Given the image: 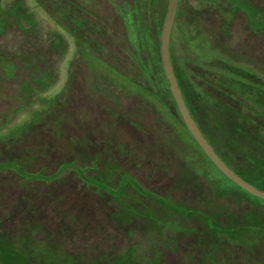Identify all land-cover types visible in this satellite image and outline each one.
<instances>
[{
	"label": "rangeland",
	"instance_id": "374dc122",
	"mask_svg": "<svg viewBox=\"0 0 264 264\" xmlns=\"http://www.w3.org/2000/svg\"><path fill=\"white\" fill-rule=\"evenodd\" d=\"M169 2L154 3L156 47ZM131 9L137 0H0V164L52 174L75 160L117 193L73 168L51 182L0 169V264H264L263 204L181 185L199 169L214 183L216 171L169 109L167 77L149 82ZM263 25L264 0H179L170 41L203 130L255 181L264 175ZM126 175L172 206L131 184L118 191Z\"/></svg>",
	"mask_w": 264,
	"mask_h": 264
},
{
	"label": "trees",
	"instance_id": "16d2710c",
	"mask_svg": "<svg viewBox=\"0 0 264 264\" xmlns=\"http://www.w3.org/2000/svg\"><path fill=\"white\" fill-rule=\"evenodd\" d=\"M156 0H137V9H131L130 10V17L131 19H133V23H134V28L136 29V35H137V41L139 43V49H138V54L140 57H142V53L145 50L146 53H144V55L146 56V58L152 61L151 67L149 68V82L153 85H155V87H157L159 84L162 83V85L165 86V83L161 82V79L164 80L167 83V79H166V75H165V71L163 68V61H162V53H161V43H159V46L156 47L155 46V40L154 38H152V34L149 31L150 29V21H151V16L153 15L154 12V3ZM240 8H244V7H240ZM245 9V8H244ZM249 20L253 21V14L251 11L246 10ZM132 15V16H131ZM155 15L153 17L154 20ZM130 19V20H131ZM129 20V21H130ZM264 26V25H263ZM162 29H160V33H162ZM149 42L154 43V51L152 50L153 45L151 46V44ZM151 48V49H150ZM170 58H171V63L172 66L174 68V72L176 75V79L178 82V86L181 90L182 96L184 98V101L190 111L191 116L193 117V119L195 120V122L197 123L198 127L200 128V130L202 131L205 139L212 145L213 149L215 150V152L218 154V156L222 159V161L230 168L232 169L238 176H240L245 182L251 184L252 186H254L255 188H257L260 191L264 192V175L258 176L256 178V181L253 179H250L246 176H244L243 174H241L239 171L236 170V168H234L232 165L229 164V162L226 161L225 158H223L222 154L220 153V151L215 147V145L212 143V141L209 139V137L207 136V134L205 133V131L203 130L198 118H197V109L195 108L196 106H194V104H192L183 87V82L186 81L188 83V80L190 82H192V79H189V76H187L189 74L188 70H184L182 69V76L180 77V75L178 74V72L175 69L173 60H172V45L170 42ZM184 80V81H183ZM158 81V82H157ZM159 83V84H158ZM156 90V89H155ZM166 94H167V105L169 107V109L171 110L172 114L174 115L175 119L180 121L182 126H184L187 130V126L184 123V121L181 118L180 112L178 110V106L177 103L172 95L171 90L168 88V86L166 87ZM42 130L48 131L49 129H47L46 126H41ZM41 141L45 140V136L41 137L40 139ZM194 140V138H193ZM194 142L197 144L198 148L202 151L203 155L207 158V160L210 162L211 166L215 169L216 171V175L214 177V183L212 178H208L207 176H202V172L201 169H199V171L194 172L195 176L194 179L190 180V179H186L185 181H189L190 183L188 185H186V182H182L181 185H184L185 187L188 186L190 188V191L193 193V195H198L201 196L202 198L206 199V196H210V191L209 190H217V191H227V190H240L241 192H243V195L251 202L253 203H258V204H263L264 205V199L256 197L252 194H250L247 190L241 188L240 186H238L237 184H235L231 179H229L222 171H220L218 169V167L207 157V155L204 153V151L201 149V147L198 145V143L194 140ZM44 144V143H43ZM235 145H237L235 143ZM238 146V145H237ZM89 152V151H88ZM36 160L39 158V156H41L42 154L36 153ZM100 156L103 157H114V159L118 158L116 156H112V155H107L105 156L103 153H99ZM147 155V154H146ZM45 156H47V154H45ZM101 158V157H99ZM260 170L264 171V164H262V162L260 163ZM73 168L78 177L80 178L81 181H83L86 185L88 186H93L96 187L97 190H99L100 192L102 191H106L112 195L117 194L115 190L110 189L108 187L105 186V184L100 181L97 182V180H94L92 178H90L87 175V171L89 170L90 166L86 167H80L78 166L77 161L73 160L70 163H62V165L59 166L58 170L55 173L52 174H45V172H30L25 170L21 165L17 164V163H5V164H0V169L3 170H7V171H13L15 172L18 177H20L21 179L24 180H28V181H40V182H51L54 181L56 179H58L66 170ZM258 169V168H257ZM205 170V169H204ZM257 172V171H256ZM253 172V173H256ZM258 173V172H257ZM262 174H264L262 172ZM210 179V183L208 182L207 184V180L205 179ZM206 180V181H205ZM127 184H131V186L139 193L145 195L146 197H152L154 199H156V201L162 202L164 203V205L171 207L172 203L170 202L169 199H162L157 197L154 193L148 191L146 188H144L137 180H135L134 178H131L130 176L126 175L124 177H122L120 179V183L118 188V191L123 190L125 185ZM209 185V186H206ZM221 192V193H222ZM211 198V197H210ZM217 198H221L220 195H218ZM172 208L177 209L179 212L181 213H190V211H187V209H181L180 207H177L176 205H174Z\"/></svg>",
	"mask_w": 264,
	"mask_h": 264
},
{
	"label": "water",
	"instance_id": "95a60500",
	"mask_svg": "<svg viewBox=\"0 0 264 264\" xmlns=\"http://www.w3.org/2000/svg\"><path fill=\"white\" fill-rule=\"evenodd\" d=\"M178 4H179V0H170L169 2L168 12L166 15L164 27L161 34V53H162V61H163V68L165 71V75L170 83V90L177 103L181 118L186 124L188 130L192 134L195 141L198 143V145L201 147V149L204 151L207 157L218 167L220 171H222L235 184L247 190L250 194L264 199L263 191H260L251 184L245 182L240 176H238L232 169H230L222 161V159L213 149L212 145L205 139L202 131L200 130L197 123L191 116L190 111L184 101L181 90L178 86V82L170 58L171 32L174 26Z\"/></svg>",
	"mask_w": 264,
	"mask_h": 264
}]
</instances>
